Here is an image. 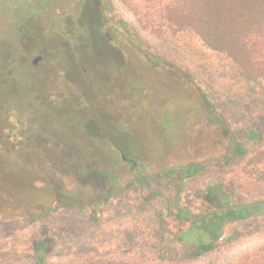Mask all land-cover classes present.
I'll return each instance as SVG.
<instances>
[{"label": "rangeland", "instance_id": "1", "mask_svg": "<svg viewBox=\"0 0 264 264\" xmlns=\"http://www.w3.org/2000/svg\"><path fill=\"white\" fill-rule=\"evenodd\" d=\"M107 2L109 14L128 25L127 70L72 69L50 87L51 100L56 106L70 103L78 111L82 106L79 100L89 103L95 98L97 107L90 106L83 118H26L18 133L44 156L38 169L58 202H73L84 208L69 205L34 224L0 221V264H35L34 240L46 232L55 242L49 264H226L240 253L264 246V81L246 75L189 27L180 31L174 28L165 11L174 0ZM74 3L23 0L5 4L0 37H11L16 19L37 11L55 37L53 44H58L66 36L61 14ZM74 26L70 21L68 35ZM75 46L80 45L74 43L70 49L77 53L71 63L104 60L101 56L83 60ZM210 103L228 129L214 121ZM102 112H114L109 116L116 133L111 144L103 148L95 140L98 137L89 140L85 132L86 137L80 136L79 130L67 123L68 119L82 126L96 122L107 142L113 125ZM256 129L263 137L250 136ZM233 140L243 144L249 154L225 164L221 158ZM124 145L128 157L123 155L122 160L115 149ZM209 157L216 160L202 173L186 179L182 193L167 181L161 184L162 189L159 187L156 175ZM150 175L151 186L159 195H151L147 182H133ZM35 182L39 187L45 185L41 180ZM215 184L220 186L218 192L212 189ZM13 191L8 194L23 196V189L17 185ZM112 191L115 195L103 203ZM38 194L44 201L26 200L21 211L29 216L46 211L50 196ZM222 196H228L231 205L251 207L250 216L235 219L230 211L220 219L225 233L221 239L225 242L230 236L238 237L220 252L189 258L188 247L177 234L192 225L210 226L207 220L215 211L228 212L221 203ZM14 203L13 199L8 201L9 206ZM178 206L202 217L180 220ZM91 212L99 213V218L92 219ZM160 213L166 214L171 233L160 232ZM203 232L205 236L209 233ZM217 237L214 233L205 240ZM196 240L190 237L189 245Z\"/></svg>", "mask_w": 264, "mask_h": 264}, {"label": "trees", "instance_id": "2", "mask_svg": "<svg viewBox=\"0 0 264 264\" xmlns=\"http://www.w3.org/2000/svg\"><path fill=\"white\" fill-rule=\"evenodd\" d=\"M165 11L169 13L174 28L179 31L184 27H189L197 34L203 42L213 51L226 55L234 65H236L246 75L257 80L264 81V0H174L173 5L167 6ZM32 87L23 83H10L0 86V221H25L26 224H34L38 221L44 222L52 213L60 208L76 205L79 208L84 206L73 203H59L54 190H50L48 180L38 169L42 164L44 156L36 149L28 138L19 136L22 126L26 124V118L43 120L44 118H33L30 113L33 111L31 100ZM52 107L56 104L51 100ZM211 105V103H210ZM39 109V108H38ZM213 119L222 128L228 129L221 115L213 110L211 105ZM70 125L71 121L68 119ZM62 124H66L62 121ZM80 136L86 137L82 131ZM88 136V135H87ZM250 136L254 139L263 137L259 130H252ZM98 141L99 148L102 147V137L93 136ZM92 138H89L92 139ZM106 138V136H105ZM122 143L127 145V141ZM124 147L115 149L122 160L123 155L128 157L127 150ZM103 148V147H102ZM249 154L248 149L233 140L229 142L228 150L224 159L225 164H230L242 160ZM213 158H206L202 161H194L189 164H183L176 168L169 169L160 175H156L157 183L162 189L164 182L173 184L178 193L184 190V181L202 173L206 167L212 165ZM131 163L138 165L134 161ZM114 177V175H113ZM153 177L150 175L145 179L134 180L133 182H147L152 189L151 195H159V191L151 186ZM264 179V172L261 175ZM37 180H41L45 185L36 186ZM15 185L23 189V196H12L8 193L15 191ZM36 186V187H35ZM213 190L219 191V184L211 185ZM35 189L36 192L31 190ZM34 190V191H35ZM45 192L50 196V202L46 203V211L40 212L35 216H29L21 208L24 201L31 202L44 201L37 193ZM115 192H110L103 203H107ZM14 200V204L9 206L8 201ZM223 206L228 207L229 211H215L210 219V226L192 225L188 230L178 233V240L188 247L189 258H199L210 254L220 252L227 247L238 234L230 236L225 242L224 227L220 221L230 211L235 219H246L250 216L249 208H240L237 205H231L228 196L221 197ZM177 218L180 220L196 221L202 217L201 214L194 212L183 206H178ZM258 210L257 205L255 206ZM159 229L162 234L171 233V229L166 225V214H159ZM91 218L97 220L99 213L91 212ZM215 220V221H214ZM205 220V222H207ZM213 221V223H211ZM221 227L220 231L217 230ZM202 230V231H201ZM203 231L209 233L205 236ZM217 233L218 237L210 241L205 238L211 234ZM204 234V235H203ZM195 236L196 241L190 243V237ZM55 242L49 233L40 234L34 240L33 250L35 264H49L50 252L54 248ZM226 264H264V246H258L251 251L240 253L234 260Z\"/></svg>", "mask_w": 264, "mask_h": 264}, {"label": "flooded vegetation", "instance_id": "3", "mask_svg": "<svg viewBox=\"0 0 264 264\" xmlns=\"http://www.w3.org/2000/svg\"><path fill=\"white\" fill-rule=\"evenodd\" d=\"M14 2L22 3L23 0H0V17L4 5ZM108 6L107 0H75L73 6L61 14L64 24L62 32L66 36L58 44H53L55 37L37 11L24 15L19 20L16 19L11 37H0V86L13 82L30 85L33 92L31 98L33 111L30 115L33 118H83V114L90 112L87 110L90 106L91 109L97 107L95 98L88 101L91 104L79 100L78 103L82 106L78 111H74L70 103L52 107L50 87L59 77L68 75L72 69L86 72L89 69L100 72L127 70L130 64L126 56L130 48L125 46L128 42L125 36L129 31L128 25L127 22L112 17ZM70 21L75 25L72 35H68L66 30ZM74 43L80 45L75 47L80 51V58L83 60L98 56L104 60L101 63L97 61L71 63L73 55H77L75 51H70ZM22 72H26L23 77ZM111 113L114 112H102L110 121L113 116ZM96 124L87 122L82 126L78 122L72 123L76 129L85 132L90 138L101 136L103 147L110 145V140L116 138L112 121L113 129L107 132V142L105 133H100Z\"/></svg>", "mask_w": 264, "mask_h": 264}]
</instances>
